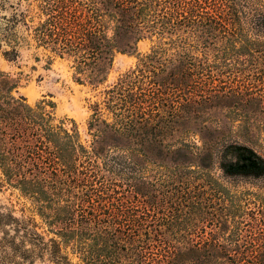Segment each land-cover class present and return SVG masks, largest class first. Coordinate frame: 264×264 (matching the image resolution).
<instances>
[{"label": "rangeland", "instance_id": "1", "mask_svg": "<svg viewBox=\"0 0 264 264\" xmlns=\"http://www.w3.org/2000/svg\"><path fill=\"white\" fill-rule=\"evenodd\" d=\"M245 2H203V10L215 17L212 23L225 15L233 20H223L221 34L204 43L191 32H179L184 38L179 53H188L191 61L173 54L177 48L168 34L165 61L142 60L159 43L152 35L139 40L135 51L116 53L106 81L98 86L76 82L67 57L52 56L23 42L16 47L17 58L7 60L1 54L7 47L2 45L0 71L8 75V82L0 83V89L4 91L16 82L11 91L14 97L23 96L30 105L44 102L47 110L51 101L55 122L65 119L69 127V119L74 120L80 140L88 148L93 139L87 121L94 103L101 102L104 89L127 72H133V91L148 94L144 105H149L152 115L143 136L128 139L112 135L98 144L107 153L124 152L123 146L129 144L134 149L130 165L118 169L99 160V166H88L95 172L93 178L81 175L79 183L55 182L52 193L57 195L45 212L52 214L59 205L63 209L61 218L51 223L40 215L32 197L4 181L0 174V240L5 236L14 245L20 242L19 235L11 239L14 232L7 224L11 214L22 220L29 237H35L34 231L38 233L45 242L41 246L47 250L54 249L55 241L60 255L73 263L79 261L78 257L69 245L60 243L57 231L94 225L95 217L100 218L98 226L120 229L117 233L127 247L141 248L146 264H158L156 258L164 249L159 240L177 245V237L202 242L214 234L238 233L245 242L240 249L264 248L259 246L264 241V173L249 168H256L261 161L264 164V108H259V103H264V52L250 54L252 48L238 49L240 42L228 34L234 22L243 39H264L243 22L240 10L247 9ZM250 2L264 11V0ZM18 30L22 32L20 26ZM181 66L190 68L189 76L181 75ZM161 77H165V89L158 91L155 81ZM261 95L262 101L254 98ZM101 111L103 117L111 119L109 111ZM69 213L74 221H67ZM91 214L95 217L88 223ZM7 244L0 242V264H17L21 255H12ZM29 246V242L23 244L20 253ZM42 250L34 248L28 253L30 264H55Z\"/></svg>", "mask_w": 264, "mask_h": 264}, {"label": "trees", "instance_id": "2", "mask_svg": "<svg viewBox=\"0 0 264 264\" xmlns=\"http://www.w3.org/2000/svg\"><path fill=\"white\" fill-rule=\"evenodd\" d=\"M204 1L0 0V49L2 45L7 47L1 50V54L5 59L13 60L18 56L16 47L20 43L32 44L35 48L49 51L52 56L67 57L71 61L76 82L98 86L106 81L116 53L133 52L139 40L152 35L158 38L159 43L142 60L163 58L165 61V34H168L167 38L177 48L173 54L191 61V55L179 53V44L184 39L179 32H191L192 37H199V41L204 40V43L221 34L220 24L225 28L223 20H233L225 15L221 21L214 20L212 23L215 17H209L208 12L203 10ZM245 3L247 9L240 10L243 22L255 34L264 36V11L254 8L250 0ZM19 26L22 32L18 30ZM232 26L228 34L240 42L238 49L252 48L248 51L250 54L264 52V39H243L238 25L233 22ZM179 61L182 59L179 58ZM190 72L189 67H180L181 75L189 76ZM132 73L127 72L106 87L104 99L94 103L87 121V129L93 139L90 148L80 140L74 120L69 119V127H66L65 119L55 122L51 101L48 103L51 109L47 110L44 102L30 105L25 97H14L11 91L17 86L16 82L8 84L4 91L0 89V174L4 181L32 197L38 212L47 218V222L61 218L60 210L63 209L59 205L54 213L45 212L57 195V192L52 193L56 181L79 183L81 175L87 179L93 178L95 172L88 166H99V160L103 163L107 161L118 169L132 163L134 149L129 144L123 146L125 153H107L98 145L107 138H113L112 135L129 139L146 133L144 130L152 111H148L149 105H144L148 94L144 92L140 95L133 91ZM7 76L0 71V83H7ZM161 78L155 81L158 91L165 89V77ZM168 83L175 84L174 81ZM254 98L262 101V95ZM263 105L259 103V108H264ZM102 108L111 113L110 120L103 117ZM249 168L264 173L262 161L258 162L256 168ZM68 216L67 221L75 220L71 213ZM92 216L95 217L91 214L86 221L91 222ZM8 218L7 224L14 232L11 239L19 235L20 242L14 245L13 240H6L5 236L1 237L0 242L8 241L10 253L21 255L22 260L17 264H30L28 253L34 248L44 249L42 251L55 264H146L144 251L133 248V245L127 247L117 233L120 232L117 227L108 229L98 226L99 217L93 218L94 225L88 222L89 225L83 228L67 227L57 231L60 243L69 245L71 252L78 257L77 263L60 255V246L55 241L54 249L47 250L41 246L45 245L42 236L34 231L35 237H29V231L22 226L21 219L11 214H8ZM0 223L3 222L0 220ZM159 241L164 249L156 258L158 264H194L196 261L204 264H264V248L251 251L240 249L245 242L238 233L214 234L202 242L177 237V245L172 241ZM26 242L30 246L22 254L20 249ZM259 246H264V241ZM26 259L28 261L25 263L23 260Z\"/></svg>", "mask_w": 264, "mask_h": 264}]
</instances>
